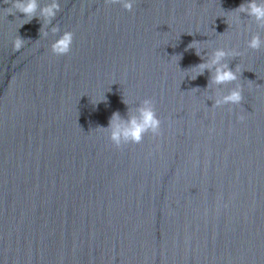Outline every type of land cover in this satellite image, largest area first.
I'll return each instance as SVG.
<instances>
[{
    "label": "water",
    "instance_id": "95a60500",
    "mask_svg": "<svg viewBox=\"0 0 264 264\" xmlns=\"http://www.w3.org/2000/svg\"><path fill=\"white\" fill-rule=\"evenodd\" d=\"M60 2L45 37L0 0V264H264V29L230 21L246 0ZM218 47L243 71L209 88L193 69ZM237 83L240 105L212 107ZM145 98L160 134L115 146L100 127Z\"/></svg>",
    "mask_w": 264,
    "mask_h": 264
},
{
    "label": "clouds",
    "instance_id": "9594fccd",
    "mask_svg": "<svg viewBox=\"0 0 264 264\" xmlns=\"http://www.w3.org/2000/svg\"><path fill=\"white\" fill-rule=\"evenodd\" d=\"M10 7L6 8V12L9 15L16 13H23L24 18L21 19V25L30 22L34 17H38L44 22L43 36L49 35V26L51 34L55 35L60 33L61 29L59 25H53L52 21L57 17L61 10L60 0H9ZM115 2L121 3L122 6L131 11L133 9L136 0H115ZM241 13L247 14L251 19H254L256 24L264 29V0H246L245 3L239 5L238 8L231 11V24H239L241 21ZM227 17V16H226ZM227 21H229L227 17ZM229 24V23H228ZM75 33L73 31H64L62 35L54 39L51 44V50L57 56L67 55L72 51ZM26 44V41L19 35L14 39L13 47L15 51L21 50ZM197 48V54H200V44L197 42L194 45ZM249 49L259 50L264 48V37L260 32H256L247 41ZM242 55L235 48L227 49L224 47L215 48L210 54V58L206 62H202L195 66L193 71L196 75L203 74L205 69H214V74L209 84V88L213 86L225 85L230 82L239 81L242 73V68L237 65L235 70L229 66L226 58L237 57ZM196 75L192 78L195 79ZM105 97L98 101H103ZM244 99L243 86L237 83L236 87L232 88L224 94L218 88L213 96H209V100H213L212 107H220L223 105H240ZM240 120H244L245 116L240 115ZM162 121L159 118L155 102L151 98H145L136 113L131 115L128 120H124L120 114L114 113L109 126L107 128L100 127L105 132L110 134V139L115 146L120 147L128 143L139 144L143 141L147 133L153 135L160 134Z\"/></svg>",
    "mask_w": 264,
    "mask_h": 264
}]
</instances>
